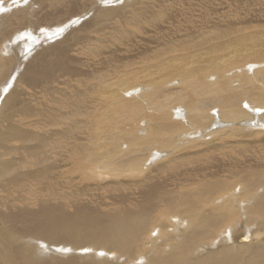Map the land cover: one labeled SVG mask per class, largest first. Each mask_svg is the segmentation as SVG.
<instances>
[{
	"label": "bare ground",
	"instance_id": "bare-ground-1",
	"mask_svg": "<svg viewBox=\"0 0 264 264\" xmlns=\"http://www.w3.org/2000/svg\"><path fill=\"white\" fill-rule=\"evenodd\" d=\"M27 1L0 4V79L9 77L0 87V264H264L262 148L258 163L194 168L208 156L202 146L245 148L260 136L264 147V23L154 24L125 59L98 44L146 10L122 21L120 8L92 0L96 34L36 54L72 17L31 19ZM35 1L79 13L77 0ZM72 52L88 54L80 73ZM16 81L32 90L28 100ZM29 137L34 147H4Z\"/></svg>",
	"mask_w": 264,
	"mask_h": 264
},
{
	"label": "rangeland",
	"instance_id": "rangeland-1",
	"mask_svg": "<svg viewBox=\"0 0 264 264\" xmlns=\"http://www.w3.org/2000/svg\"><path fill=\"white\" fill-rule=\"evenodd\" d=\"M16 1L17 0H0V4H3L4 3L2 6L6 5V7H9L11 4H14ZM91 1H89V0H79L78 1L77 0V2H79V3H77V7L80 5L79 6L80 8H83V7L85 8L88 5L87 8H85V9L83 8V10L80 9V8H78L79 13H77V15L79 14L81 16V14L84 13V14H82V16H83V15L87 14L88 11H91L92 9L94 10V8L95 9H99L97 7V5L99 7H101V8H103V7H110V6L115 7L116 6L117 9L120 8L119 11L123 15V17H122L121 20L123 21V20H126L128 18H132V13L133 12H137L138 11V13H140L139 12L140 9H141L140 11L146 10L147 13L145 12L144 14H141L143 16L141 18V20H135V19H133L132 20V24H130L129 28H123V31H126L124 33H126L127 36L129 34V36H131V37L125 38L124 33H118V35H117L118 37L116 36V38H115L114 41L111 42V40L110 41L109 40H106L104 43H101V45L98 44L99 47H100V49H101V51L103 50V44H107V48H106V51H105L106 53H111L113 51H118L119 52V51L122 50L123 53H125V56L128 55V52L125 49L131 48V47H133L131 49H134L135 41L141 35L144 36L146 32L155 33L154 30L160 29V28L156 27L157 25H161L162 27L165 26L164 28L169 29V30H173V28H174L175 29V32H177L179 29H181L182 26L191 27L195 23H202L204 21L208 22V20H209V22H208L209 25H211V23L213 24V22L216 23V24L218 22L221 25H225V23H226V25L233 24V23H236V22L237 23H240V21L242 23L244 19H245L244 22H243L244 24H247L248 22H252L255 25H258V23H259V26H260V23H264V18H263L264 17V15H263L264 14V0H242V1L241 0H132V2H130V0H121L122 2L120 0H103V2H101V0H98V1L95 0L97 2V5H96V2H94V1L91 2ZM30 2H32V6L30 8H28V9H26V11H27L28 14H30L32 16L31 19H33V17H34L35 14L42 15V17H46L48 19V21H51L52 18H56L57 16L60 17V20L62 19V21H64L63 19H64L65 16H70L73 19H74V17H77V18L79 17V15L78 16L77 15H74V17H73V15L71 16L70 15V12H69L70 9L67 10L68 8L66 6H64V4H62L63 5V8H62V5H60L61 4V1H57V3H54L53 2V5H50L48 2L45 3L46 5L45 4L40 5L35 0H31V1L28 0L25 3V5L29 4ZM93 2H94V4L96 5L97 8L94 7L95 5H92ZM140 2H141V5H139ZM58 3H60V4H58ZM98 3H100V4H98ZM101 3H103V5ZM133 3H134V5H133ZM124 4H125V6H124ZM136 4H137L138 9L135 10L133 8H136ZM204 4H207V5L205 6ZM132 5L134 7H132ZM146 5H148L147 6L148 8L146 7ZM88 7L90 9H88ZM218 7L220 9L223 7L222 8L223 10H220ZM121 8H123L124 10L126 9L125 12ZM130 9H132L133 11L130 10ZM148 10L149 11L152 10L151 11L152 13H150ZM216 10H217V13H216ZM63 11L64 12L65 11L66 12L68 11L67 13H69V15H63L64 14ZM260 11H262V13H260ZM91 12L85 16L86 20H85L84 17H82L83 20H82V18L81 19H77V20L75 18V20H76L75 21V20H73L72 18L69 17L71 19V23H70V20L64 21L63 24L65 25V23H66L67 25L64 27V29L62 31H60L59 33H57V36L55 35L54 37H52V38H50L48 40H46L45 38L40 39L41 42H39L38 45L36 47H34L31 52H34V53L36 52V54H38L39 51H36V50H39L38 49L39 47L46 48L47 46H49V45H46V46L43 47V44H47V42H53L52 44H56L58 42L60 44L61 43L63 44L64 41H67L68 43L74 42V41L78 42L77 40H75V39H80V37H78V36H84L87 33H90V34L92 33L93 35L96 34L94 32L96 31L97 27L101 23H98L97 21H95V15L94 16L91 15ZM93 12H95V11H93ZM159 14H162V15H160L158 17L157 15H159ZM0 16H2V15L0 14ZM153 17H155V18H153ZM235 17L237 19H235ZM243 17H244V19H243ZM195 19H197V20H195ZM241 19H243V20H241ZM80 20L82 21V22H80L81 24L79 23ZM223 20H225V21H223ZM236 20H238V21H236ZM1 21H2V19L0 18V22ZM232 21H233V23H232ZM245 21H247V23ZM87 22H89V23H87ZM103 22L107 23L108 21H103ZM54 24H56V23H54ZM166 24H168V25H166ZM179 34H181V33H179ZM175 35H177V34H175ZM119 36L120 37L124 36L122 40H119L120 43L118 41ZM81 38H83V37H81ZM7 39H9V38H7ZM127 39H129V40H127ZM159 39H160V37H159ZM124 40H126V41H124ZM122 41H124V42H122ZM67 42H65L63 45H67ZM156 43H155V46L158 45V42H156ZM122 44H124V45H122ZM127 44H128L129 47L127 46ZM153 44L154 43H151V45H150L151 48H153V46H154ZM77 45H76V47H78ZM80 45H81V43H80ZM146 46H147V48H146ZM140 47L142 48V50L140 48V52L143 51V49H145V48L147 50L149 48V46L147 44H144V43H141V46ZM42 48H40V49H42ZM110 49H112V50H110ZM72 53H73L72 60H73L74 70H76V72L80 73L82 71V68L84 66V62L86 61V59H87L86 57L88 56V54H78L76 52H72ZM87 53L92 54L90 51H88ZM74 54H76V55H74ZM129 57L130 56H127V57H125V59H127ZM15 58L16 57L12 58V60H11L12 62L10 63V66H11V69L12 70L14 69L13 66L15 67V61H14ZM130 58H132V57H130ZM250 63H252V62H250ZM7 76H9V75H7ZM8 78L9 77H7L5 79H0V87L2 86V84ZM17 82H19V83H17ZM26 85L27 84L21 83V81H16L15 85H13L11 88H12V90L13 89L14 90H17V89L25 90L24 88H27L26 89V92H24V91L22 92V90H21V95H22V97L25 100H28V99H26V97H28L29 91H32V90L31 89H28V87H26ZM30 85H32V86L35 87V85H33V84H30ZM133 85H134V82H132V87L128 89V91H127L128 93L130 92L131 89H135V87ZM6 93H7V91H6ZM6 93L1 98L2 101L7 96ZM18 97H21L19 95V91H18ZM34 98H35V96H30L29 97V100H32ZM13 102H15V100ZM0 103H2V102L0 101ZM35 105L36 104H34L32 106H35ZM35 111H37L36 108H35ZM173 116L175 118H177V116L175 114V109L173 110ZM43 136H45L47 138V140H48L49 143L51 142V134L49 133V130L44 131ZM30 138L31 137L28 138V141L27 142H24V141L15 139L16 141L13 140L12 143L10 142V143H8L7 146H4V147H8L9 144H11V146L14 145L15 147H34L36 145V141L34 140V138H31V139ZM249 141H251V143ZM249 141H248V139L247 140H244V142L247 144V146L245 144V148H242L240 146L239 147L236 146V147H230V148H228L229 146H227L226 147L227 149H225V147L223 148L222 146H219L220 147L219 148L216 145H215V147H210V146L204 147V146H202V147H200V149L201 150H204L203 148H205L206 149L205 152H206V154L208 156H205V157L203 156L202 160L199 161L198 163L195 162L194 168L195 167H202V166H204L205 170L207 171V170H209V166H210L209 162H210L211 163V167L210 168L211 169L212 168L215 169V167L217 166L216 167L217 168L216 170H218L221 166H223L225 164H227L228 166H230V165H233V164L238 163L239 161L241 163V161H243L244 159L246 160L244 162H247L248 157H249V159L252 157L250 160H248L249 161L248 163H250V162H257L258 163V162H260V154L259 153L261 151V148H262V151L264 152V150H263L264 147H260V136L258 137V140H257V137L252 136V139H249ZM250 144H252V145L249 147ZM254 144L255 145L257 144L256 146L259 145L258 148L260 150L257 147H255ZM1 147H3V146H1ZM47 147H51V145L49 144V145H47ZM211 148H212V150H211ZM218 148L220 149V151H219ZM215 149H216V151L217 150L218 151L217 152H214L213 150H215ZM221 149H224L225 151L224 150H221ZM229 149H231V151ZM154 150H156V149H154ZM186 150H188L190 152H194L195 151V148H193V147H186V148L183 149L184 152ZM228 150H229V152H228ZM20 151H21V149H20ZM166 151L167 150H164L163 152H166ZM222 151L224 152L223 155H226L228 153L227 154V157H228V155H231V153H232V155L229 156L228 158H225L226 156L224 157L223 155H221V153H219V152H222ZM2 152H6V149L3 148L2 149ZM177 154H179V153H176V156H177ZM262 154L264 155V153H262ZM167 155H168V152H167ZM188 155H190V154H188ZM257 155H258V157H257ZM149 158H151V157H149ZM186 162L188 164H191V159L190 158H186ZM213 163L216 166L213 165ZM208 164H209V166H207ZM187 167H192V165H188ZM187 171H189V169H187ZM184 172L183 171H180V180H182L185 176H189V172H187V173H184ZM173 173H174V170H173ZM165 174H166L165 175V178L167 179L168 183L167 182H163V183L164 184H167V186L171 188L173 186L171 184L172 181H170V177H171V174L172 173H170V171H169V172H166ZM177 174H178V172H177ZM128 180H129L128 178L125 179V181H128ZM0 193H2L1 190H0Z\"/></svg>",
	"mask_w": 264,
	"mask_h": 264
}]
</instances>
